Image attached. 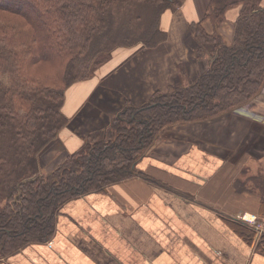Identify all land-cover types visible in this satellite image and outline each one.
Listing matches in <instances>:
<instances>
[{"label": "trees", "instance_id": "trees-1", "mask_svg": "<svg viewBox=\"0 0 264 264\" xmlns=\"http://www.w3.org/2000/svg\"><path fill=\"white\" fill-rule=\"evenodd\" d=\"M184 1L0 0V260L51 238L54 217L69 200L135 176L150 180L137 165L166 129L217 119L263 91L264 0H207L201 19L189 24L197 79L156 91L138 106L127 102L41 173V156L68 122L67 91L90 80L116 51L165 42L162 18ZM233 9L227 46L219 28ZM254 178L264 214V175ZM245 231L252 241L255 232ZM256 250L264 255V233Z\"/></svg>", "mask_w": 264, "mask_h": 264}, {"label": "crops", "instance_id": "crops-1", "mask_svg": "<svg viewBox=\"0 0 264 264\" xmlns=\"http://www.w3.org/2000/svg\"><path fill=\"white\" fill-rule=\"evenodd\" d=\"M206 4L185 0L162 18L165 42L120 49L90 80L67 91L68 122L41 156V173L77 151L127 102L138 106L156 91L197 79L201 67L189 24L201 19ZM237 15L238 9L228 11L219 28L227 46ZM203 27L212 33L208 21ZM57 150L68 153L51 168ZM137 171L150 180L135 176L69 200L54 217L51 238L0 264H264L256 250L264 214L254 178L264 175V89L251 104L217 119L166 129ZM247 228L255 232L252 241Z\"/></svg>", "mask_w": 264, "mask_h": 264}, {"label": "rangeland", "instance_id": "rangeland-1", "mask_svg": "<svg viewBox=\"0 0 264 264\" xmlns=\"http://www.w3.org/2000/svg\"><path fill=\"white\" fill-rule=\"evenodd\" d=\"M261 94V93H260ZM68 152H65L64 154H60V151L57 150V153L53 157V161H49L48 165L51 163L50 167L52 168L62 157L63 155L67 154ZM56 156V157H55ZM66 156V155H65Z\"/></svg>", "mask_w": 264, "mask_h": 264}, {"label": "built area", "instance_id": "built-area-1", "mask_svg": "<svg viewBox=\"0 0 264 264\" xmlns=\"http://www.w3.org/2000/svg\"><path fill=\"white\" fill-rule=\"evenodd\" d=\"M256 221H253L252 223H255ZM253 225H255V228L254 229H256V230H261V226L259 225V224H253Z\"/></svg>", "mask_w": 264, "mask_h": 264}]
</instances>
